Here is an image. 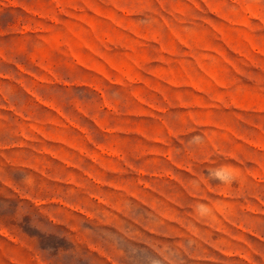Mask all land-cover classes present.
Returning <instances> with one entry per match:
<instances>
[{"label":"rangeland","instance_id":"rangeland-1","mask_svg":"<svg viewBox=\"0 0 264 264\" xmlns=\"http://www.w3.org/2000/svg\"><path fill=\"white\" fill-rule=\"evenodd\" d=\"M0 264H264V0H0Z\"/></svg>","mask_w":264,"mask_h":264},{"label":"clouds","instance_id":"clouds-1","mask_svg":"<svg viewBox=\"0 0 264 264\" xmlns=\"http://www.w3.org/2000/svg\"><path fill=\"white\" fill-rule=\"evenodd\" d=\"M214 177L217 178V179H220V180L225 179L223 173L221 171H219V170L214 173Z\"/></svg>","mask_w":264,"mask_h":264}]
</instances>
